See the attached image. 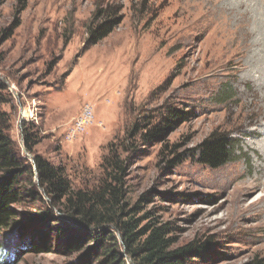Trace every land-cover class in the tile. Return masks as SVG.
<instances>
[{
	"label": "rangeland",
	"instance_id": "obj_1",
	"mask_svg": "<svg viewBox=\"0 0 264 264\" xmlns=\"http://www.w3.org/2000/svg\"><path fill=\"white\" fill-rule=\"evenodd\" d=\"M194 3L0 0L2 110L17 151L34 156L25 148L27 130L34 153L62 168L75 191L104 182L124 189L114 217L100 224L73 218L66 198L54 206L44 191L45 202L12 206L14 220L0 232V264H107V255L131 264L149 230L164 225L173 248L207 243L189 264H264V186L242 184L264 171L262 137L242 103L253 85L238 83L237 57L216 53L222 28ZM101 8L122 22L87 46ZM86 110L91 121L76 131ZM174 110L187 119L146 141L144 125ZM212 133L236 143L234 160L217 169L200 164L196 152ZM110 156L123 163L121 184ZM126 222L137 224L131 247L122 239Z\"/></svg>",
	"mask_w": 264,
	"mask_h": 264
},
{
	"label": "trees",
	"instance_id": "obj_2",
	"mask_svg": "<svg viewBox=\"0 0 264 264\" xmlns=\"http://www.w3.org/2000/svg\"><path fill=\"white\" fill-rule=\"evenodd\" d=\"M121 22L118 12L99 9L88 28L87 46H94L107 38ZM5 91L6 86L0 81V232L8 228L14 220L15 212L11 209L12 206H20L26 198H41L42 202H45L41 197L42 191L50 196V202L54 206H58L66 198L72 217L79 218L86 224H100L114 217V210L123 198L122 186L104 182L93 192L75 191L62 168L34 153L32 135L27 130L23 133L25 148L34 156L31 160L17 151L8 127V116L2 110L6 103ZM186 119L185 112L171 111L163 121L144 125L143 137L146 141L162 138L167 129ZM196 152L200 164L217 169L234 160L236 143L229 135L212 133L198 146ZM106 163L119 172L114 175V181L121 184L119 174L125 173V169L120 158L110 156L106 158ZM136 228V222L123 223L122 239L129 247L138 240V234L134 233ZM149 231L141 245L132 251L134 261H131V264H189L193 262L191 258L202 254L207 246V243L194 241L173 248L172 240L166 238L171 232L168 225L153 227ZM68 243L69 246H74L72 240ZM36 247L40 250L39 246ZM103 249L107 255L109 250L105 246ZM107 256V264H122L118 257Z\"/></svg>",
	"mask_w": 264,
	"mask_h": 264
},
{
	"label": "bare ground",
	"instance_id": "obj_3",
	"mask_svg": "<svg viewBox=\"0 0 264 264\" xmlns=\"http://www.w3.org/2000/svg\"><path fill=\"white\" fill-rule=\"evenodd\" d=\"M187 3L188 6H193L190 1ZM220 3L223 5L220 6ZM194 4H198L196 7L199 6V9L207 7L209 13L213 15L214 22L222 28V40H219V46L215 45L216 53L229 59L237 57L235 62L240 73L238 83L253 85V88L241 94L242 103L254 118L252 121L255 123L256 132L262 137L259 144L262 145L264 153V2L262 0H195ZM262 170L259 169L257 177L242 182L245 188L255 189L264 186ZM229 179L235 181L232 176Z\"/></svg>",
	"mask_w": 264,
	"mask_h": 264
},
{
	"label": "built area",
	"instance_id": "obj_4",
	"mask_svg": "<svg viewBox=\"0 0 264 264\" xmlns=\"http://www.w3.org/2000/svg\"><path fill=\"white\" fill-rule=\"evenodd\" d=\"M91 112L86 110L85 113L78 118V121L76 122V131L83 130L86 125H88L91 121Z\"/></svg>",
	"mask_w": 264,
	"mask_h": 264
}]
</instances>
